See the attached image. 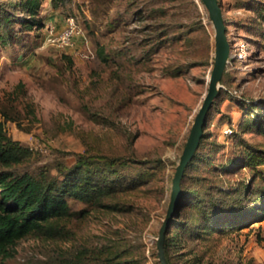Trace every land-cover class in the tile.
<instances>
[{"label":"rangeland","instance_id":"obj_1","mask_svg":"<svg viewBox=\"0 0 264 264\" xmlns=\"http://www.w3.org/2000/svg\"><path fill=\"white\" fill-rule=\"evenodd\" d=\"M219 2L231 56L182 182L174 264H264V206L253 203L264 166L251 165L264 158V0ZM40 15L39 30L0 18V118L28 149L6 171L61 180L84 155L88 175L115 191L70 200V217L20 239L2 261L161 264L174 178L214 69L209 12L201 0H45ZM68 17L80 31L60 51L46 44L47 27L60 31ZM35 141L47 152L30 151Z\"/></svg>","mask_w":264,"mask_h":264},{"label":"trees","instance_id":"obj_2","mask_svg":"<svg viewBox=\"0 0 264 264\" xmlns=\"http://www.w3.org/2000/svg\"><path fill=\"white\" fill-rule=\"evenodd\" d=\"M43 1L45 0H20L15 4L16 0H13L8 3L10 8L15 5L21 9L28 16L25 20L18 14L12 13L10 8L4 9L1 7L3 5H0L2 24L12 28L19 23L26 27L36 26L39 30L44 25L40 15ZM27 152L28 149L7 136L4 123L0 118V264H4L2 260L7 256L8 249L17 241L32 233L49 235L54 231L52 223L70 217L72 215L70 200L95 203L115 191L111 184H105L100 179L96 180L92 175H88L86 170L89 167V159L84 155H78L75 167L66 172L61 180L57 177H49L46 173L41 176L28 173L14 176L6 171L13 164L21 162ZM197 152L186 169L182 182L191 164L197 158ZM251 165L264 166V158H259L256 163L253 161ZM258 178L261 179V185L253 190L255 194L253 203L256 206H264V173H258ZM182 192L180 208L166 236L165 251L168 264H174L168 255V250L172 239L171 230L185 202L183 185ZM229 210L234 211L233 207ZM245 217L247 213H241L237 215V220L240 221ZM208 226L209 230L217 227L214 222L209 223Z\"/></svg>","mask_w":264,"mask_h":264},{"label":"water","instance_id":"obj_3","mask_svg":"<svg viewBox=\"0 0 264 264\" xmlns=\"http://www.w3.org/2000/svg\"><path fill=\"white\" fill-rule=\"evenodd\" d=\"M208 10L210 19L215 29V63L211 74L210 87L204 103L196 116L195 123L191 130L186 147L177 167L174 178V187L171 204L167 213L165 223L161 229L158 252L161 264H168L165 243L166 236L171 227L172 221L178 212L182 200V179L186 169L199 149L201 140L204 136V126L209 111L211 110L215 99L219 94V86L225 73L227 64L231 56V45L227 37V27L223 15V9L219 0H201Z\"/></svg>","mask_w":264,"mask_h":264},{"label":"built area","instance_id":"obj_4","mask_svg":"<svg viewBox=\"0 0 264 264\" xmlns=\"http://www.w3.org/2000/svg\"><path fill=\"white\" fill-rule=\"evenodd\" d=\"M79 31L77 19L75 17H68L65 20L64 27L60 31H57L51 25L47 27L46 44L57 50L67 51L74 46L75 38L78 36ZM29 149L30 151H40L41 153L47 152V149L38 141L31 142Z\"/></svg>","mask_w":264,"mask_h":264}]
</instances>
